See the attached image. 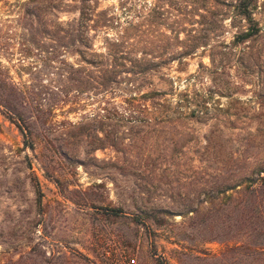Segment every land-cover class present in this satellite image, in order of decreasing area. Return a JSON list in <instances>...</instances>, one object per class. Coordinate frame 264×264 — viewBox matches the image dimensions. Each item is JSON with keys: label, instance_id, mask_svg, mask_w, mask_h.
Masks as SVG:
<instances>
[{"label": "rangeland", "instance_id": "1", "mask_svg": "<svg viewBox=\"0 0 264 264\" xmlns=\"http://www.w3.org/2000/svg\"><path fill=\"white\" fill-rule=\"evenodd\" d=\"M92 1L82 56L83 0H0V264H264L207 196L264 160V0L243 43L241 0Z\"/></svg>", "mask_w": 264, "mask_h": 264}, {"label": "trees", "instance_id": "2", "mask_svg": "<svg viewBox=\"0 0 264 264\" xmlns=\"http://www.w3.org/2000/svg\"><path fill=\"white\" fill-rule=\"evenodd\" d=\"M91 2L93 1L83 0L81 18L74 29L77 33L74 42L78 44V52L82 56L84 55L83 49L90 50L93 46L90 37L91 31L103 26L106 27L108 21L107 18H104L103 23H101L99 20L101 13H96V8L91 6ZM256 2L257 0H241L237 7L239 14L245 16L249 24L247 30L236 37L239 43L246 42L259 35L258 23L254 21L250 11V7L252 10L256 6ZM115 41L117 43L118 39ZM124 56L126 55L123 51L115 53L112 63L108 65L87 60V62L94 65L95 78L98 80L86 72L85 74L88 78L79 82L76 91L80 93L82 90L79 88H88L87 85H91L89 79L96 80L98 87L108 91L122 73L131 72L139 77L156 66L146 62H131L130 65L119 63L125 59ZM76 69L84 71L82 67H76ZM70 79L75 81L72 77ZM161 95H163V92L158 91L146 94L148 98L153 99L152 101L157 96L160 98ZM248 159H244L246 162L248 161L246 163L248 166L239 167L241 170L238 173L228 174L217 191L214 193L210 192L207 196L211 199V202L218 201L219 209L227 212V217L232 216L234 218L235 235L247 238V242H241V244L238 242L236 246L249 248L254 257L259 260L260 257H264V160H262L263 158H258L253 163H249Z\"/></svg>", "mask_w": 264, "mask_h": 264}, {"label": "built area", "instance_id": "3", "mask_svg": "<svg viewBox=\"0 0 264 264\" xmlns=\"http://www.w3.org/2000/svg\"><path fill=\"white\" fill-rule=\"evenodd\" d=\"M132 262L134 263V262H135V260H132Z\"/></svg>", "mask_w": 264, "mask_h": 264}]
</instances>
